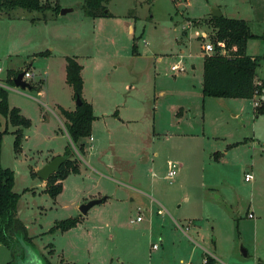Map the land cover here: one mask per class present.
I'll use <instances>...</instances> for the list:
<instances>
[{
    "label": "rangeland",
    "instance_id": "obj_1",
    "mask_svg": "<svg viewBox=\"0 0 264 264\" xmlns=\"http://www.w3.org/2000/svg\"><path fill=\"white\" fill-rule=\"evenodd\" d=\"M84 1L42 0L44 12L0 18V83L9 87L10 108L31 123L17 154V128L0 116L1 130L8 129L1 163L15 174L18 217L31 239L16 240L14 254L0 242V264H203L206 254L218 264H264L260 101L201 92L215 10L248 21L258 38L247 53L261 59L264 81V0H110V16L100 18L85 15ZM57 4L70 12L47 9ZM181 51L186 70L175 74ZM67 57L83 66L82 96L97 120L85 155L72 146L80 174L66 178L54 200L37 172L70 144L58 109L77 106ZM27 69L33 89L6 83L8 71ZM183 107L190 111L179 116ZM172 166L177 176L170 179ZM104 197L75 229L50 232Z\"/></svg>",
    "mask_w": 264,
    "mask_h": 264
},
{
    "label": "trees",
    "instance_id": "obj_2",
    "mask_svg": "<svg viewBox=\"0 0 264 264\" xmlns=\"http://www.w3.org/2000/svg\"><path fill=\"white\" fill-rule=\"evenodd\" d=\"M110 0H85L83 10L90 18H100L110 16L107 5ZM57 15L61 13V6L57 4L53 8ZM16 10L30 12H44L42 0H0V18L3 14H9ZM208 26L213 29L215 35L212 40L216 43L214 53L204 55V83L203 97L214 99H245L254 100L264 94V81H260L257 69L261 59L248 55V43L258 36L251 31L249 23L241 19H229L226 17H211L207 20ZM222 43L223 46H218ZM136 52V46L134 48ZM41 55H48L42 53ZM30 70V69H27ZM26 70V71H27ZM25 71V72H26ZM24 71H8L6 83L14 87V79ZM83 66L76 57L66 58V82L74 91V98L81 100V106H76L74 111H68L59 107V113L65 121L67 135L70 144L66 149L64 157L66 162L60 170L50 177L46 188V193L52 199H56L63 193V181L70 175H79L80 165L77 154L72 148L85 155L88 148L87 141L92 138L93 124L97 120L94 114L93 104L85 100L82 96L84 89V79L82 76ZM261 82V85L258 83ZM33 89L34 86H31ZM258 116L264 115V101L255 108ZM0 116L8 119L9 124L16 127L15 131V152L18 154L22 150L23 129L31 127V123L17 108H10L8 91L0 87ZM0 119V242L6 246L12 254L15 252V241H30L27 227L18 217V205L20 195L14 192L15 174L10 169H5L1 163L2 144L8 129L1 130ZM219 158L218 156H216ZM76 158V159H75ZM59 180V182H57ZM83 216L70 218L57 222L51 229V233L67 232L75 229L83 223ZM7 264H19L14 261ZM42 264H52L47 258H42ZM65 264V263H62ZM203 264H218L212 256L205 255Z\"/></svg>",
    "mask_w": 264,
    "mask_h": 264
},
{
    "label": "water",
    "instance_id": "obj_3",
    "mask_svg": "<svg viewBox=\"0 0 264 264\" xmlns=\"http://www.w3.org/2000/svg\"><path fill=\"white\" fill-rule=\"evenodd\" d=\"M68 12H70V10H66V9L61 10L62 15H65ZM212 17L220 18L223 17V15L220 13L219 10H215ZM24 76L25 73H21L14 79L15 87L20 88L22 90L31 89V85L29 84V82L23 80ZM76 102H77L76 103L77 106H81L82 103L79 98L76 100ZM65 162H66V158L64 156L54 158L50 163H48L46 166H44L42 169H40L37 172L38 177L43 182H48L50 177L53 176L55 173H57ZM107 199H108L107 197H104L102 199L92 200L88 203L83 204L80 208L81 215L87 216L93 208L105 203ZM244 254L245 256L247 255L246 252Z\"/></svg>",
    "mask_w": 264,
    "mask_h": 264
},
{
    "label": "built area",
    "instance_id": "obj_4",
    "mask_svg": "<svg viewBox=\"0 0 264 264\" xmlns=\"http://www.w3.org/2000/svg\"><path fill=\"white\" fill-rule=\"evenodd\" d=\"M216 45L217 44L212 41L211 43L206 44L203 49H204V51L206 53H214L215 50H216ZM218 46H223V44L222 43H218ZM179 59H180V61L177 64H175L172 67V69H171V71L173 73H175V74L181 73V72H185V70H186L185 64H184L185 54L182 53L181 55H179ZM32 77H33V74L29 70H27L25 72V76H24L23 80L26 81V82H29V80ZM258 85H261V82H259ZM0 87L4 88V89H9V87H7V86H5L4 84H1V83H0ZM258 106H259V103H256V107H258ZM91 140L93 141V138H91ZM176 176H177V171L175 170V166H172L171 170L169 171L168 177L170 179H173ZM253 177L254 176L251 173H247L245 175V181L246 182H250L251 180H253ZM248 217L252 219V218H254V214L250 213V214H248ZM141 220H142L141 217H138L136 219L137 222H141ZM153 248L157 249V246H154Z\"/></svg>",
    "mask_w": 264,
    "mask_h": 264
},
{
    "label": "crops",
    "instance_id": "obj_5",
    "mask_svg": "<svg viewBox=\"0 0 264 264\" xmlns=\"http://www.w3.org/2000/svg\"><path fill=\"white\" fill-rule=\"evenodd\" d=\"M62 8V7H61ZM224 16V15H223ZM225 17V16H224ZM208 18V17H207ZM226 18H228V17H226ZM229 19H234V18H229ZM246 21V20H245ZM248 22V21H247ZM188 31H190V30H193V31H197V29L196 28H194V26L192 27V26H189L188 28ZM130 31H132V28H130ZM199 33V31L197 32V34ZM180 53H184L183 51H181ZM185 54V53H184ZM186 55V54H185ZM252 57H255V56H252ZM79 60V59H78ZM80 62V61H79ZM203 64H204V62H203ZM192 68L193 69H195V67L194 66H192ZM30 71V70H29ZM65 71H66V67H65ZM31 72V71H30ZM260 81H263V80H261L260 79ZM203 83H204V77H203V80H202V83H201V92H202V96H203ZM14 90V89H13ZM191 90V89H190ZM190 92V91H189ZM161 95L163 96L164 95V92H161ZM262 97V96H261ZM261 97H257V98H255L253 101H255V102H258V101H264ZM89 102V101H88ZM90 103H92V102H90ZM93 104V103H92ZM93 107H94V104H93ZM76 109V108H75ZM183 112L179 115V116H184V114L186 113H188L189 111H190V109H186L185 107H183L182 109H181ZM117 113V112H116ZM177 122V121H176ZM179 122V121H178ZM94 125V124H93ZM93 136V135H92ZM93 138V137H92ZM94 140V139H93ZM253 175V174H252ZM254 176V175H253ZM254 178V177H253ZM108 199H107V201L109 200V197H107ZM107 201L105 202V203H107ZM105 203H103V204H101V205H104ZM101 205H99V206H101ZM84 217V216H83ZM206 255H209V254H206ZM216 259V258H215ZM216 261H217V259H216Z\"/></svg>",
    "mask_w": 264,
    "mask_h": 264
}]
</instances>
